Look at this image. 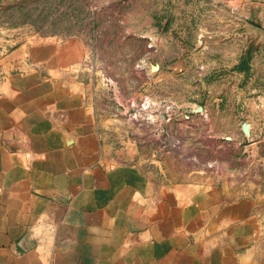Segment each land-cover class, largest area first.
<instances>
[{
	"label": "crops",
	"instance_id": "obj_1",
	"mask_svg": "<svg viewBox=\"0 0 264 264\" xmlns=\"http://www.w3.org/2000/svg\"><path fill=\"white\" fill-rule=\"evenodd\" d=\"M4 44L0 264H264V102L157 119L165 146L98 111L79 40Z\"/></svg>",
	"mask_w": 264,
	"mask_h": 264
},
{
	"label": "rangeland",
	"instance_id": "obj_2",
	"mask_svg": "<svg viewBox=\"0 0 264 264\" xmlns=\"http://www.w3.org/2000/svg\"><path fill=\"white\" fill-rule=\"evenodd\" d=\"M35 37L79 40L98 111L101 101L107 119H150L157 141V119L188 130L264 102V0H0L1 46Z\"/></svg>",
	"mask_w": 264,
	"mask_h": 264
},
{
	"label": "bare ground",
	"instance_id": "obj_3",
	"mask_svg": "<svg viewBox=\"0 0 264 264\" xmlns=\"http://www.w3.org/2000/svg\"><path fill=\"white\" fill-rule=\"evenodd\" d=\"M147 105V104H146ZM146 105H145V107H146Z\"/></svg>",
	"mask_w": 264,
	"mask_h": 264
}]
</instances>
